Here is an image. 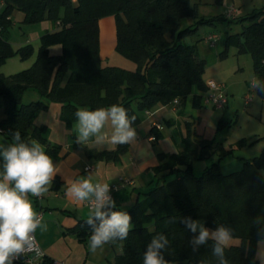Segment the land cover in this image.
Wrapping results in <instances>:
<instances>
[{
  "label": "trees",
  "instance_id": "1",
  "mask_svg": "<svg viewBox=\"0 0 264 264\" xmlns=\"http://www.w3.org/2000/svg\"><path fill=\"white\" fill-rule=\"evenodd\" d=\"M222 1L214 3L219 5ZM1 3L0 68L10 58L28 60L34 51L31 45L14 50L9 43L14 11L24 15L25 24L48 21L55 28L40 38L36 59L28 69L8 76L0 72V107L4 113L0 135L10 145L31 146L36 142L50 158L57 155L59 148L47 143L44 128L33 124L49 102L62 106L60 118L67 125L77 120L75 113L79 109L117 105L126 110L130 120L135 116L132 122L135 127L140 123V113L172 104L174 100L183 103L193 91L206 92L202 78L205 61L199 58L196 46L185 44L184 38L198 26L213 27L228 20L242 24V31L229 36L226 44L234 47L237 54L251 56L256 92L264 98V8L238 19L227 15L200 16L198 5L191 0H1ZM105 17H114L115 51L135 63V71L102 65L98 22ZM183 20L191 23L182 27ZM54 44L61 45L60 56L49 54L48 48ZM227 55L225 50L220 57ZM28 90L38 93L41 99L24 102L23 95ZM192 104L194 108L201 107L200 94L192 95ZM219 123L227 124L223 119ZM17 131L20 141L14 139ZM150 135L154 143L162 138L155 127L150 129ZM232 152L214 140L192 138L178 154H158L160 165L153 169L154 184L145 199L120 210L130 215L132 227L128 237L121 240V252L112 264H143L148 245L159 235L168 240L161 250L167 264H220V258L213 252L214 240L210 238L199 246L192 244L199 232L187 228L188 219L200 220L211 231L221 226L231 230L239 244L224 249L227 264H258L255 251L259 233L264 230V150L251 159H242L240 171L224 175L220 160ZM211 155H216L217 161L207 165L200 176H194L192 162ZM87 221H80L73 232L80 241L87 239L91 243L94 229ZM94 223L99 225L98 220ZM50 262L45 257L42 264ZM13 264L24 263L13 261Z\"/></svg>",
  "mask_w": 264,
  "mask_h": 264
},
{
  "label": "crops",
  "instance_id": "2",
  "mask_svg": "<svg viewBox=\"0 0 264 264\" xmlns=\"http://www.w3.org/2000/svg\"><path fill=\"white\" fill-rule=\"evenodd\" d=\"M18 15L16 21L21 20L23 22L24 15ZM234 18H237V16ZM43 23L48 24L43 26L45 33H51L55 30L50 22L44 21ZM106 38L110 40V44L108 43V54L106 52L108 56L105 57L103 47ZM98 40L99 57L103 65L104 58H108L115 51L116 25L113 17H105L98 22ZM26 45H30L26 40L19 45L13 46L11 44L14 50ZM48 52L51 56H60L62 47L60 44L51 45ZM35 59L31 60V65ZM25 93H29L26 102L41 99L35 91L28 90ZM195 93L200 95L203 93L204 96L206 92L193 91L192 95ZM192 95L185 102H179L176 106L169 104L159 106L151 112L140 113V123L133 127L136 131V138L128 144L112 145L107 141L97 143L95 137L79 142L78 121L76 120L71 125L65 124L60 118L62 106L58 103L49 102L48 108L36 116L33 122L34 126L44 128L47 143L59 148L57 155L51 158L56 165L57 173L47 186L48 191L40 196L41 199L38 203L34 202L31 194H28V199L32 202L34 210L37 213H42V224L47 226L46 229L37 228L34 233L45 257L65 264L113 263L115 257L121 252L122 241L117 238L95 251H92L87 239L80 241L73 229L80 221H87L90 216H93V212L85 207L86 202L89 200L76 201L66 195L67 190L73 182L82 179H90L94 184L107 183L109 186H117L113 194L115 204V207L111 209L113 211L127 210L137 202L143 201L154 184L153 169L160 165L158 154L164 156L175 155L184 150L186 141L192 138L204 139L202 135H197V130L193 128L195 120H192L187 102L188 99H191L190 107L196 112H199L198 109L204 105L202 103L200 108H194ZM229 106L227 101V105L222 111L224 112ZM3 118L4 113L1 107L0 121ZM153 127L158 128L162 133V138L155 143L150 140V129ZM102 132L110 136L112 132L110 121L106 123ZM9 146L10 144L0 135V153ZM104 153H108L110 156L105 157L102 155ZM211 156L201 160L203 170L207 167L204 161L211 159ZM251 158L253 157L248 159ZM3 164V157L0 155V175L3 173ZM227 167L233 169L228 171L230 173L226 172L224 175L242 169L240 163L228 164ZM86 168L91 169L86 170ZM228 170H231V168ZM235 245L238 244L232 246ZM259 253H264V244H257L255 258ZM256 260L260 264V260Z\"/></svg>",
  "mask_w": 264,
  "mask_h": 264
},
{
  "label": "clouds",
  "instance_id": "3",
  "mask_svg": "<svg viewBox=\"0 0 264 264\" xmlns=\"http://www.w3.org/2000/svg\"><path fill=\"white\" fill-rule=\"evenodd\" d=\"M75 115L79 142L95 137L97 143L107 141L112 145H120L128 144L136 138V131L132 127L136 118L133 116L130 120L123 107L112 105L96 110L82 108ZM109 121L112 126L110 136L102 132ZM14 139L20 141L18 131ZM0 155L4 161L3 173L0 175V264H13L21 256L36 251L34 233L37 228L47 227L42 224V218L34 210L28 194L40 197L47 192V186L56 175L57 168L36 142L31 146L25 143L11 144ZM109 192L107 183L94 184L90 179H82L73 182L66 193L76 201H86L94 197L93 216L87 221L94 229L90 238L92 251L117 238L126 239L132 227L128 213L111 210L115 204ZM94 220L99 221L98 226ZM185 224L193 233L199 230L198 236L192 241L193 245H204L211 238L215 241L213 252L220 258V264H227L224 249L233 239L230 229L221 226L210 232L201 222L191 219L186 220ZM167 244L168 240L164 235L155 237L144 253L143 264H167L161 254ZM261 244H264V230L259 233L258 245ZM255 259L264 264V253H259Z\"/></svg>",
  "mask_w": 264,
  "mask_h": 264
},
{
  "label": "rangeland",
  "instance_id": "4",
  "mask_svg": "<svg viewBox=\"0 0 264 264\" xmlns=\"http://www.w3.org/2000/svg\"><path fill=\"white\" fill-rule=\"evenodd\" d=\"M191 3L198 5L199 15L205 17L226 16L229 11L235 10L234 14L239 19L250 16L264 8V0H223L219 5L215 4L214 0H191ZM2 11L3 5L0 0V13ZM18 14L21 15L22 13L14 11L11 15L13 25L9 30V41L15 46L26 40L34 51L32 56L25 61H20L18 57L5 60L0 68V72L5 76L26 70L31 65V60L36 57L40 38L45 34L43 26L48 25L42 24V22L25 24L21 20L16 21ZM235 16L232 15L230 18ZM190 23V20H183L182 27H186ZM241 31L242 24L228 20L217 23L213 27L198 26L193 34L184 38L185 44L196 46L199 58L205 61L203 81L205 83L213 81L225 86L230 106L224 112L207 106H202L198 109L200 111L196 112L190 107L191 99H188L187 102L192 120H195L193 128L197 130L196 134L202 135L205 140H214L215 144L220 143L225 150H233L231 155H227L220 160L219 164L222 167L223 174L232 171L233 166L227 167L228 164L240 163L242 165V159L254 157L264 150V98L256 92L257 80L254 76L251 56L248 53L237 54L234 47L226 44L229 36L239 35ZM209 33L218 37V41L214 46H210L204 41ZM105 41L103 51L106 57L108 56V43L110 44V40L106 38ZM225 50L228 52L227 57H220V54ZM103 66L118 67L126 71L136 70L135 63L122 57L116 51H113L108 58H104ZM28 94L23 95L24 102L27 101ZM201 96H203V93ZM246 97L250 98L248 104H245ZM222 119L227 124L220 125L219 122ZM211 159L204 161L205 164L209 165L217 161V157L214 155L211 156ZM201 166V161L192 162V174L194 176L201 175L203 170ZM230 168L231 170H228ZM169 180L170 178L166 179V181ZM194 221L201 222L200 220ZM234 244H239V241L232 239L229 246Z\"/></svg>",
  "mask_w": 264,
  "mask_h": 264
},
{
  "label": "built area",
  "instance_id": "5",
  "mask_svg": "<svg viewBox=\"0 0 264 264\" xmlns=\"http://www.w3.org/2000/svg\"><path fill=\"white\" fill-rule=\"evenodd\" d=\"M73 2H75L76 0H72ZM235 10L233 11H229L227 13V17H231L232 15H234ZM205 43H207L210 46H214L216 44V42L218 41V37L214 34H209L206 38H205ZM206 88L207 91L204 95V97H202V103L204 106L207 107H211L212 109L215 110H224V108L227 105V95L225 92V86L223 84H218L215 83L213 81H209L206 83ZM250 102V98L246 97L245 98V104H248ZM178 104L177 100H174L172 102L173 106H176ZM150 140L153 141V137L151 136ZM91 168H86V170H90ZM117 186H109L110 192L109 195L113 200V194L114 191L116 190ZM34 201L36 203H38L41 199V197H34L32 196ZM94 197H92L88 202H86L85 207L93 212L94 210ZM106 210V209H105ZM39 216L42 218V213L38 212ZM93 234V233H92ZM35 244H36V251L35 252H31V253H27L23 256H21L19 259H16L14 261H21L24 264H42L43 260L45 259V256L43 254V252L41 251L36 239H35ZM50 264H65L64 262H59V261H54L51 260Z\"/></svg>",
  "mask_w": 264,
  "mask_h": 264
}]
</instances>
